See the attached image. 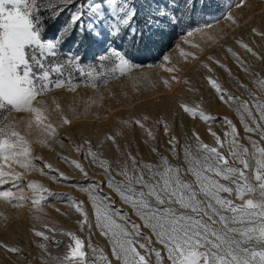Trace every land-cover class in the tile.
<instances>
[{
    "label": "rangeland",
    "instance_id": "rangeland-1",
    "mask_svg": "<svg viewBox=\"0 0 264 264\" xmlns=\"http://www.w3.org/2000/svg\"><path fill=\"white\" fill-rule=\"evenodd\" d=\"M93 2L99 0H86L89 4ZM134 3L137 17L131 27L135 31L126 30L115 42L138 45L144 38L152 48L150 57H146L149 61L139 62L115 42H100L91 35L102 44L104 52L115 47L130 64L138 67L127 69L123 75H109L114 58L99 59L97 67L91 63L83 66L85 74L80 72L78 76L86 80L73 82L74 91L69 85L53 88L46 94L55 134L47 137V143H38L33 133L29 139L33 141L31 162L35 167L23 169L9 162L11 170L21 173V178L0 185V191L23 197L12 202L0 199V242L19 249L11 252L0 247V264H60L54 258L68 255V246H75L73 235L83 242L82 251L86 254L78 264L93 261L103 264L104 256L111 264H119L112 253L110 236L97 225L93 199L122 210L130 221L142 222L114 188L107 186L106 168L110 166L111 175L120 181L118 170L125 163L131 167L130 156L138 162L150 163L160 162L163 156L173 165L186 167L185 148L196 149L201 143L218 148L232 163L229 143L234 130L235 139L250 152L253 140L264 146L259 132L245 130V123L250 127H256L257 123L264 125L253 103L254 97L264 102V87L257 83L264 81V36L258 34L264 33V0H244L240 7H236L239 0H134ZM44 7L55 10L53 13L61 9L67 12L65 25L75 10L60 4V0H42L41 8ZM161 11L167 15L161 17ZM229 12L235 23L225 18ZM206 24L210 27H205ZM89 68L102 75L91 80L86 76ZM209 78L223 90V99ZM93 83L97 86L93 87ZM229 96L238 99L229 100ZM53 99L70 123H60V113L52 111ZM241 101L249 102L255 120L247 115ZM184 106L192 108L195 114L185 111ZM200 112L212 119L200 118ZM217 136L222 145L217 144ZM173 137L175 140L170 144ZM72 161L82 168L77 169ZM101 161L105 162L103 166ZM235 166L240 167L238 163ZM32 181L37 182L35 189L29 186ZM41 186L48 191L40 192ZM35 200L40 203L34 204ZM141 230L145 237H151L150 241L141 237V241L160 250L162 264H170L166 250L151 231L146 227ZM36 232H43L44 236H37ZM139 251L145 254L146 249ZM149 260L150 264H157L154 253Z\"/></svg>",
    "mask_w": 264,
    "mask_h": 264
},
{
    "label": "snow or ice",
    "instance_id": "snow-or-ice-1",
    "mask_svg": "<svg viewBox=\"0 0 264 264\" xmlns=\"http://www.w3.org/2000/svg\"><path fill=\"white\" fill-rule=\"evenodd\" d=\"M41 2L0 0V185L21 178V173L11 170L9 162L23 169L35 167L31 162L34 159L31 157L33 141L29 139L33 133L38 143H47V137L55 134V122L50 119L46 94L53 88L69 85L74 91L76 85L70 75L73 68L85 74L78 63L79 56L59 62L62 44L83 37L85 32L100 42H115L126 30L135 31L131 27L137 17L134 0H99L91 4L86 0H60V4L75 10L70 13V22L54 38L45 39L46 22L40 14L46 9L41 8ZM243 2L239 0L236 7ZM159 15L164 17L167 13L161 11ZM225 18L236 22L231 12ZM205 27L210 25L206 24ZM258 34L264 36V33ZM188 35L191 36L192 32ZM242 46L252 52L247 44ZM228 51L231 52V49ZM252 54L256 55L254 52ZM110 58H114V63L109 75H123L127 69L138 67L130 64L115 47H109L99 57L101 61ZM53 60L57 62L52 63ZM65 72H69L67 79L59 78ZM53 74L57 75L56 79H52ZM101 75L94 68H89L86 73L91 80ZM209 82L221 92L223 99V90L217 82L211 78ZM257 83L264 87V81ZM92 86L96 87L97 84L93 83ZM228 99L238 98L229 96ZM240 103L247 115L255 120L249 102ZM253 103L259 112V120L264 121V102L254 97ZM53 104L52 111L60 113V123H70L54 99ZM184 107L185 111L195 114L192 108ZM199 116L204 120L212 119L203 112ZM232 127L234 130L235 126ZM245 130L259 132L264 138V125L260 123L256 127L245 123ZM235 136L234 130L229 143L232 163L218 148L201 143L196 149L191 146L185 148L186 167L173 165L163 156L158 163L138 162L130 156L131 167L125 163L118 170V175L122 177L120 181L111 175L110 166L106 168L107 186L114 188L142 222L137 224L130 221L122 210L93 199L97 225L105 235L110 236L112 253L119 264H150L149 255L152 253L157 264H162L160 250L141 241V237L151 240V237H145L142 227L148 228L163 246L170 264H264V146H258V142L253 140V151L250 152L246 146L238 143ZM174 140L175 137L169 143ZM217 144L222 145L218 136ZM172 150L175 151V148ZM72 163L77 169L82 168L78 162ZM100 163L103 166L105 162ZM236 163L240 167L235 166ZM6 166L9 170H6ZM47 167L51 168V165ZM60 175L63 176V173ZM36 185L35 181L29 184L34 189ZM38 190L48 191L42 186ZM225 193L228 195H223ZM0 199L12 202L23 197H14L11 191H0ZM236 200L243 202L236 203ZM33 203L39 204L40 201ZM77 210L83 211L82 208ZM36 235L44 236V233L36 232ZM73 239L75 246H68V255L54 258L60 264H78L85 257L83 242L74 235ZM0 247L11 252L19 251L2 242ZM139 249H146L145 254H141ZM102 260L103 264H111L106 256Z\"/></svg>",
    "mask_w": 264,
    "mask_h": 264
},
{
    "label": "trees",
    "instance_id": "trees-1",
    "mask_svg": "<svg viewBox=\"0 0 264 264\" xmlns=\"http://www.w3.org/2000/svg\"><path fill=\"white\" fill-rule=\"evenodd\" d=\"M41 12V19L44 20L45 23V29L44 31V38L45 39H52L56 36V34L59 32V30L64 27V19L67 15V12L58 11L56 13H53L52 10H49L47 7H44ZM140 43L138 45L131 44L130 46H124V44H117L115 42V45L118 47H121L123 51H127L128 55H130L132 58L137 59L139 62L142 60L149 61L146 57H150L149 51L152 49L147 41L145 39H141ZM102 44L99 43L92 38L91 34L85 33L83 37H79L78 39L70 40L66 43H63L60 48L61 55L59 56V62L63 63L65 60L72 56H79V65L81 68H83L84 65L87 63H91L95 67L100 62L99 57L100 55L104 54L105 52L101 49ZM126 47V48H125ZM151 53V52H150ZM57 62L56 60H53L52 63ZM70 75L72 77V82H78V81H84L86 78L80 77V71L76 68H73L70 72ZM69 76V72H65L62 77V79H67ZM57 75L53 74L52 79H56Z\"/></svg>",
    "mask_w": 264,
    "mask_h": 264
},
{
    "label": "bare ground",
    "instance_id": "bare-ground-1",
    "mask_svg": "<svg viewBox=\"0 0 264 264\" xmlns=\"http://www.w3.org/2000/svg\"><path fill=\"white\" fill-rule=\"evenodd\" d=\"M261 8H263V5L260 6ZM20 225V224H19Z\"/></svg>",
    "mask_w": 264,
    "mask_h": 264
}]
</instances>
